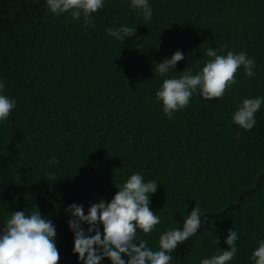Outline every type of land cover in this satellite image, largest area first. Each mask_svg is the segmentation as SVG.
<instances>
[{
  "label": "trees",
  "instance_id": "1",
  "mask_svg": "<svg viewBox=\"0 0 264 264\" xmlns=\"http://www.w3.org/2000/svg\"><path fill=\"white\" fill-rule=\"evenodd\" d=\"M148 2L150 21L131 0H104L86 26L70 12L53 14L46 0H0V94L16 101L0 121V220L40 210L55 225L58 264H83L65 209L76 203L87 214L140 173L158 184L150 209L161 222L148 234L138 229L137 242L158 250L160 235L182 228L198 206L202 226L178 245L173 264L220 254L229 229L239 239L227 264H254L264 240V104L249 131L232 116L244 98L264 97V0ZM121 26L136 27L135 36L120 42L106 32ZM209 47L245 53L254 76L240 66L222 98L197 90L169 118L155 95L163 79L196 74ZM177 50L184 59L161 77L155 65Z\"/></svg>",
  "mask_w": 264,
  "mask_h": 264
},
{
  "label": "clouds",
  "instance_id": "2",
  "mask_svg": "<svg viewBox=\"0 0 264 264\" xmlns=\"http://www.w3.org/2000/svg\"><path fill=\"white\" fill-rule=\"evenodd\" d=\"M46 5L57 16L70 12L73 19L83 17L84 24L92 26V14L104 7V0H46ZM130 6L140 10L145 22L152 19L153 10L148 0H131ZM106 32L122 42L126 37L135 36L136 27L107 28ZM206 54L211 59L196 74L189 69L182 71L179 78L163 79L155 95L162 101L163 111L169 118L174 112L186 108L197 90L208 100L222 98L226 89L237 82L235 74L240 66H243L247 76L255 74L254 59L243 52L228 51L226 55H218L216 49L209 47ZM183 59V53L177 50L171 58L157 63L155 70L165 77ZM4 89L5 84L0 80V93ZM262 104L264 97L244 98L233 113V122L245 131L251 130L256 122L255 114ZM15 107L14 98L0 94V121L7 120ZM47 163L59 164V160L51 157ZM49 178L53 181L57 179L55 176ZM116 187L118 191L111 201L101 199L98 203H91L87 214L83 205L76 203L65 209L73 217L68 220V225L74 233L73 252L78 254V259L83 264H102L105 258L111 264H173L172 253L178 245L195 235L202 226L203 213L199 207L192 208L184 218L182 228L162 233L158 250H153L148 247L147 241L137 242V230L148 234L161 222L160 217L150 209V194L157 191V182H144L140 173H134L122 186ZM84 224L88 226L86 230L82 227ZM55 236V225L50 219L43 218L40 210L13 212L0 234V264H58L60 254ZM238 239L237 231L229 229L225 239L227 249L202 259L200 264H227L238 252ZM215 242L218 243V238ZM251 259L254 264H264V240L258 242Z\"/></svg>",
  "mask_w": 264,
  "mask_h": 264
},
{
  "label": "water",
  "instance_id": "3",
  "mask_svg": "<svg viewBox=\"0 0 264 264\" xmlns=\"http://www.w3.org/2000/svg\"><path fill=\"white\" fill-rule=\"evenodd\" d=\"M3 228H4V225H3V223L0 220V234H2Z\"/></svg>",
  "mask_w": 264,
  "mask_h": 264
}]
</instances>
